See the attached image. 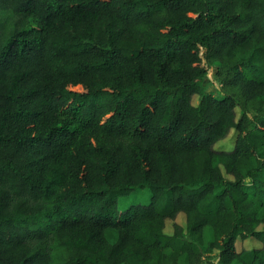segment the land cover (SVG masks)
Returning a JSON list of instances; mask_svg holds the SVG:
<instances>
[{
  "label": "trees",
  "instance_id": "trees-1",
  "mask_svg": "<svg viewBox=\"0 0 264 264\" xmlns=\"http://www.w3.org/2000/svg\"><path fill=\"white\" fill-rule=\"evenodd\" d=\"M213 255L264 264V0H0V264Z\"/></svg>",
  "mask_w": 264,
  "mask_h": 264
},
{
  "label": "rangeland",
  "instance_id": "rangeland-1",
  "mask_svg": "<svg viewBox=\"0 0 264 264\" xmlns=\"http://www.w3.org/2000/svg\"><path fill=\"white\" fill-rule=\"evenodd\" d=\"M206 87L207 91L214 92L215 94H219L217 82L215 78V74L213 71H210L208 74V78L206 79ZM200 100L199 96H195L193 99V104L195 106L198 105ZM234 140H235V133L232 132L229 137L220 143L216 145L217 149H232L234 146ZM229 178V176H227ZM152 202V193L149 187H144L141 189H137L135 191L130 192L128 195H122L118 197V209L116 216L126 211L128 208L134 205H149ZM178 224L182 225L184 228L186 227V217L184 214L178 215L176 221ZM174 221L167 220L166 227H165V234L166 235H172L174 231ZM213 238V232L212 230L205 229L204 230V240H205V248L207 247V244L211 241ZM237 250H250L256 247H261L260 241H257L253 238H249L246 240L238 239L236 242ZM204 264H218V259L215 255L208 257L205 260Z\"/></svg>",
  "mask_w": 264,
  "mask_h": 264
}]
</instances>
